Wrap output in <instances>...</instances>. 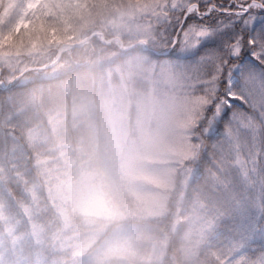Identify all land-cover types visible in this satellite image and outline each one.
Listing matches in <instances>:
<instances>
[{
	"label": "rangeland",
	"instance_id": "rangeland-1",
	"mask_svg": "<svg viewBox=\"0 0 264 264\" xmlns=\"http://www.w3.org/2000/svg\"><path fill=\"white\" fill-rule=\"evenodd\" d=\"M20 1L18 6V0H7L0 12V23L15 32L45 0ZM181 3L129 1L100 19L111 32L103 37L124 38L125 46L138 40L154 43L159 36L155 27H164L168 11L180 14ZM93 37L114 43L123 58L105 66L87 85L75 78L57 88L22 92L16 110L5 117L11 128L0 133V264H77L112 229L122 233L112 242L122 259L157 263L166 239L135 225L163 216L172 204L175 230L192 180L196 193L180 246L183 259L191 262L208 248L216 264H264V240L248 243L244 238L246 217L256 214L264 191V130L247 125L223 139L218 133L206 134L201 114L186 106L168 69H161V57ZM111 51L95 66L110 62ZM57 64L34 70L16 84L57 77L66 71ZM205 152L209 167L201 174L197 164ZM112 162L126 182L129 203L113 202L100 213L69 203V192L82 201L85 193L98 189L107 175L103 165ZM13 189L19 192L16 197ZM77 212L91 218L90 231L77 227ZM226 218L235 221L237 234L217 243L219 224Z\"/></svg>",
	"mask_w": 264,
	"mask_h": 264
},
{
	"label": "snow or ice",
	"instance_id": "snow-or-ice-1",
	"mask_svg": "<svg viewBox=\"0 0 264 264\" xmlns=\"http://www.w3.org/2000/svg\"><path fill=\"white\" fill-rule=\"evenodd\" d=\"M179 25L156 55L207 133L264 130V0H182ZM264 183V178H262ZM244 238L264 240V191ZM264 248V245H261Z\"/></svg>",
	"mask_w": 264,
	"mask_h": 264
},
{
	"label": "trees",
	"instance_id": "trees-1",
	"mask_svg": "<svg viewBox=\"0 0 264 264\" xmlns=\"http://www.w3.org/2000/svg\"><path fill=\"white\" fill-rule=\"evenodd\" d=\"M129 1L132 0H45L39 3L36 9L30 14L26 26L17 32L10 25L8 26V23H0V55H4L7 58V61H4L3 58L0 61V80L3 83H9L22 69L28 66H38L48 63L56 55V50L61 44L73 42L74 37L87 34L93 28L101 29L104 34L110 35L109 27L100 23V19L106 12L122 9ZM6 2L7 0H0V12L6 5ZM20 2L18 0V6ZM180 15L182 14L177 15L173 11H168L167 16L169 19L165 22L164 27H155V32L159 35L154 42L155 44L147 41V45L150 48L159 50L162 47L161 42L175 33L179 25L177 17ZM121 40L123 44H127L126 39L122 38ZM117 50L119 51V47L114 43L107 45L93 37L84 46L74 47L62 53L58 61L59 63H56L57 66H55L61 69L65 68L66 71L59 76L37 78L26 84H16L15 81L7 88L0 87V133L6 132L11 128L10 123L5 122V117L11 111L16 110L18 98L22 96V92L26 93L31 89L39 87L57 88L55 86L57 83L61 85L62 82H66V80L72 81L75 78L81 84L87 85L86 83L90 79L96 81L103 74L105 66H108V64L110 66L115 65L123 58L121 54L118 55L119 52ZM131 50H141L140 52L144 54L156 57L149 50L140 49L137 46ZM109 51L114 54L111 58L112 60L105 64L101 63L95 66V63H98L97 61H103L102 58L106 57L107 53H110ZM82 64L99 68V71H93L87 75L74 74L72 70ZM33 71L29 70L24 72L19 79L30 75ZM92 92L93 94L95 93V88L92 89ZM197 132L198 130H195V134ZM208 156V153L205 152L199 158L197 171L201 174L209 167ZM17 193L19 192L13 189L14 197L17 196ZM195 193L194 180H192L187 185L184 193L182 201L184 209L183 212L181 211L179 213L180 219L175 230L171 229V215L174 210L172 204L167 206V212L163 216L143 221V223H148L153 226L152 236L162 237V240L166 239V245L161 259L157 263L152 264H216L212 260V255L208 252V248L200 250L196 258L191 262L184 260L181 254L180 246L182 244V238L188 227V210ZM237 230L238 228H236L233 219H223L219 224L215 241L219 243L225 238L235 237ZM222 249L221 251H223ZM248 251L253 253V249Z\"/></svg>",
	"mask_w": 264,
	"mask_h": 264
},
{
	"label": "clouds",
	"instance_id": "clouds-1",
	"mask_svg": "<svg viewBox=\"0 0 264 264\" xmlns=\"http://www.w3.org/2000/svg\"><path fill=\"white\" fill-rule=\"evenodd\" d=\"M27 50V49H26ZM74 74L87 75L90 72L99 71V68H93L91 65L82 64L73 70ZM59 87L57 83L55 85ZM107 172V175L102 177V184L96 190L90 193H85L83 200L74 199V194L69 192V203H76L77 207H81L84 212H96L100 213L111 206L113 202H119L121 204L129 203V190L126 182L119 175L114 162L103 165ZM91 218L89 216L76 214L77 227H80L83 232L91 230L92 225L90 223ZM127 227V225H126ZM137 230L150 231L153 226L148 223H139L135 225ZM122 233L117 232L114 229L103 233L97 243L93 245L86 253L81 257L77 264H138L134 259H122V254H117L112 249V242L117 239Z\"/></svg>",
	"mask_w": 264,
	"mask_h": 264
},
{
	"label": "water",
	"instance_id": "water-1",
	"mask_svg": "<svg viewBox=\"0 0 264 264\" xmlns=\"http://www.w3.org/2000/svg\"><path fill=\"white\" fill-rule=\"evenodd\" d=\"M93 36L100 37L103 42H107V43L111 42V41H118L121 49H123V50H129L131 48L136 47L138 44H140L142 49L149 50L154 55H156V53H157V50L149 48L147 46V43L144 40H138L135 43H132L130 45L125 46L118 37H112V38H108L107 40H105L104 37H103V32L102 31L94 30V31H91L88 35L82 37L78 41L66 42V43L61 44L58 47V49H57V53H56L55 57L49 63H47L45 65H38V66H28L23 71H21L19 74H17L8 84H3L1 81H0V84L4 88L9 87L16 79H18L26 71H29V70H42V69H45L47 67L53 66L59 60V58H60L61 54L63 53V51H65L66 49L71 48V47L82 45L83 43L87 42Z\"/></svg>",
	"mask_w": 264,
	"mask_h": 264
}]
</instances>
